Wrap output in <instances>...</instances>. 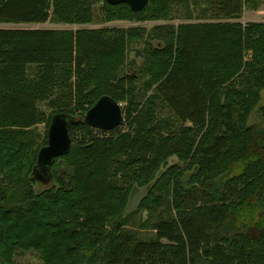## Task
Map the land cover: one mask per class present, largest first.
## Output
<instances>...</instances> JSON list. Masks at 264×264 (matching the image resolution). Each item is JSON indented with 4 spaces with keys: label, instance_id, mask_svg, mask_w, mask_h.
<instances>
[{
    "label": "trees",
    "instance_id": "obj_1",
    "mask_svg": "<svg viewBox=\"0 0 264 264\" xmlns=\"http://www.w3.org/2000/svg\"><path fill=\"white\" fill-rule=\"evenodd\" d=\"M98 1L104 22L180 19L173 0L139 12L106 0H0V23L35 26L0 27V261L36 250L45 264H264V130L248 123L262 100L264 117V22L240 21L264 0H209V21L154 27L150 95L139 76H122L129 42L146 29L43 27L93 23ZM104 95L126 103L114 130L85 121ZM58 114L72 119L71 151L38 193V154ZM173 155L184 165L158 177ZM136 185L150 190L128 214Z\"/></svg>",
    "mask_w": 264,
    "mask_h": 264
},
{
    "label": "rangeland",
    "instance_id": "obj_2",
    "mask_svg": "<svg viewBox=\"0 0 264 264\" xmlns=\"http://www.w3.org/2000/svg\"><path fill=\"white\" fill-rule=\"evenodd\" d=\"M173 8H174V14L176 15V18L173 21H170L171 24L179 25L180 23H186V22H196V21H202L199 19L200 16L205 18V20H211L212 17V9L210 10V2L209 0H173ZM103 2H96L95 3V21L93 23H89L86 25H69V24H61V23H47L43 25V27H49V28H58V29H78L81 26L87 27V28H102V27H118V28H133V27H142L146 29L147 33L144 35L141 39H135L133 41L129 42L128 49H127V55H126V62L122 69V76L126 75H137L140 77V83L138 87V92L141 93V95H146V90L143 86V79L147 78V74L145 71V64L147 62V59L149 58V47L151 46H157L159 44V40L157 38H152L153 28L159 25H165L170 24L169 21H163V20H147V21H135V20H128V19H122V20H113L111 22H104L101 9H102ZM242 23L246 24L249 22H264V1L259 2L257 6H250L246 5L244 6L243 15L240 20ZM35 27L31 25H18V24H6V23H0V27ZM151 33V34H150ZM152 90H149L147 95L151 94ZM119 103V102H118ZM123 111L125 112L126 103L121 102L120 103ZM263 104V100L261 103L255 107L251 113V116L249 118L248 123L250 125H253L257 128L264 130V117L261 113L260 107ZM42 110H45L46 112H50V109L48 106L45 105V103L41 104ZM39 132L44 135L46 131V124L40 123L38 125ZM173 165H180L183 166L184 162L179 158L178 155H173L167 159V164L164 166L161 171L158 173V177L167 169ZM191 175V172L187 173V177ZM36 184H35V190L40 193L44 189L48 188L53 184L52 178H44L43 175L38 174L36 176ZM150 190V185L145 186H139L136 185L131 193L129 203L127 205L126 213H132L134 212L142 199L147 196L148 192ZM168 205L167 203L164 204L163 207L159 209V213L154 217V221H157L160 217L166 216L168 214ZM149 216L148 211H143L142 214L139 216L140 219L143 218V220L147 219ZM139 222V221H138ZM140 232L142 236H146L147 238L154 237L156 234V231L152 228H146V229H140ZM0 264H6L2 263L0 261ZM12 264H45L44 260L42 259L41 255L36 250H18L14 261Z\"/></svg>",
    "mask_w": 264,
    "mask_h": 264
},
{
    "label": "water",
    "instance_id": "obj_3",
    "mask_svg": "<svg viewBox=\"0 0 264 264\" xmlns=\"http://www.w3.org/2000/svg\"><path fill=\"white\" fill-rule=\"evenodd\" d=\"M112 5L122 3L128 4L133 11L139 12L148 4L149 0H106ZM85 121L93 128L102 130H114L122 125L124 121V111L110 95L102 96L96 104L91 107L85 115ZM72 119L66 114H58L52 119L49 128L48 143L42 147L38 154V162L34 171V176L38 174L43 177H51V167L55 161L71 151L72 137L70 125Z\"/></svg>",
    "mask_w": 264,
    "mask_h": 264
}]
</instances>
